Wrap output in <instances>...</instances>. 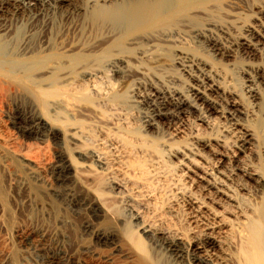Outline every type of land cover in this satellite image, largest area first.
<instances>
[{
    "label": "rangeland",
    "instance_id": "rangeland-1",
    "mask_svg": "<svg viewBox=\"0 0 264 264\" xmlns=\"http://www.w3.org/2000/svg\"><path fill=\"white\" fill-rule=\"evenodd\" d=\"M238 3V28L228 41L243 29L259 31L264 0ZM214 19L222 22L223 15ZM213 33L221 43L227 42L220 31ZM98 34L91 38L101 41ZM177 42L159 49L145 45L111 49V57L100 52L106 46L101 44L95 66L68 69L67 81L55 86L57 95L46 96L53 89L46 86L42 97L31 93L14 97L0 90V264H40L34 251L39 243L49 252L60 250L55 264H142L128 254L134 250L139 255L137 240L144 242L151 256L156 252L139 227L182 242L201 234L209 220L198 207L205 204L209 212L221 211V205L213 202L218 185L247 214L246 207L256 211L262 206L264 56L253 50L248 56L225 52L220 58L191 39ZM194 74L210 78L223 93L211 105L216 111H193L170 125L149 126L147 96L154 90L187 93L198 80ZM250 74L255 75L253 82ZM232 101L241 110L233 119L227 113ZM23 112L42 115L54 128V136L25 137L15 126ZM242 129L255 135L240 151ZM8 149L26 151L36 169L31 172L10 159ZM60 157L71 163L75 175L67 191L54 176ZM72 193L86 203L99 201L112 219H98L85 205L74 207L69 201ZM221 199L236 214L235 218L227 214L230 223L243 219L234 203ZM98 232L112 233L114 242L97 243Z\"/></svg>",
    "mask_w": 264,
    "mask_h": 264
},
{
    "label": "bare ground",
    "instance_id": "bare-ground-1",
    "mask_svg": "<svg viewBox=\"0 0 264 264\" xmlns=\"http://www.w3.org/2000/svg\"><path fill=\"white\" fill-rule=\"evenodd\" d=\"M238 1L0 0V90H7L14 97L29 93L42 97L41 94L47 89L53 88L46 96L57 95L58 88L55 86L67 81L65 72L68 69L95 66L94 62L96 60L97 63L99 58L97 52L102 48L101 44H106L100 50L104 56L109 55L111 49L113 51L120 47L136 48L145 45L159 49L157 47L161 45L179 40L185 41V39H191L211 55L220 58L226 54L225 52L242 57L248 56L253 50L264 56V6L260 7L257 19L259 31L252 27L243 29L236 37L234 36V40L228 41L229 37H233L231 31L236 29V22L239 20V14L235 11L238 8ZM220 15L221 18L223 15V21L217 22L214 18ZM213 29L225 35L227 39L225 44L220 42L221 37L214 34ZM95 32L100 33L101 36L98 35L101 41L91 38V34L94 35ZM261 39L263 42H260ZM109 56L111 57V54ZM100 59L103 61L104 57ZM59 72L61 77L58 76ZM201 74L204 75L202 72ZM199 77L196 80L198 83L196 82L195 87L187 93L177 90L172 93L154 90L150 93L144 101L149 110L146 120L148 125L155 127L158 123L170 125L193 111L201 112L203 109L205 112L211 109L216 111L213 108L215 105H211L215 103L213 101L215 96L221 95L222 92L213 81L209 80L210 78L201 75ZM254 78L255 75L250 74L252 82ZM262 80L264 84V73ZM45 86L48 88L44 89ZM257 93L259 94L256 91ZM228 111L230 118H236L237 113H241L236 101L230 103ZM15 122L17 129L28 138L39 139L55 134L54 128L39 114L23 112ZM240 134V137L238 135L240 144H237V149L242 151L245 149V143L249 144L255 134L245 129H242ZM10 150L8 149L10 159L13 158L31 172L36 169L37 165L26 151L14 153ZM54 176L62 190L67 191L71 186V180L75 177L71 172V163L60 157ZM196 176L208 184L203 175ZM255 179L258 181L260 178ZM213 181V184H217L215 179ZM209 187L211 188L210 185ZM221 187V185L214 187L217 201H213L221 205L219 207L221 211L215 212V209L209 212L210 210L206 208L208 206L205 207L204 203V205L199 203L200 206H197L209 220L208 224H205L204 232L182 242L179 237L170 238L164 233L150 231L148 227L141 226L139 229L142 235L148 238L151 251L154 249L156 253L151 252L153 254L151 256L146 252L144 242L140 239L135 242L139 255L134 250H128V254L136 256L142 264H264V202L256 211L246 207L250 212L247 214V211L241 210L243 205H239L236 198L228 195ZM221 197L234 203L236 205L234 208L241 213L243 219L230 223V219L225 217L230 214L235 218L236 214H231L232 211L225 200L222 205ZM80 199L72 193L69 201L77 208L87 206L98 219L111 218L110 211L102 205L99 206V201L89 200L86 203ZM134 226L139 225L136 222ZM113 236L110 232H98L95 233L94 238L97 243H113ZM34 251L39 257L40 264H55L61 258L59 249L49 252L45 249L44 243L35 245Z\"/></svg>",
    "mask_w": 264,
    "mask_h": 264
}]
</instances>
